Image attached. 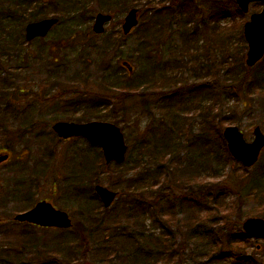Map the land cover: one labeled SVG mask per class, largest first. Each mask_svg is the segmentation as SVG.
Segmentation results:
<instances>
[{
  "label": "rangeland",
  "instance_id": "rangeland-1",
  "mask_svg": "<svg viewBox=\"0 0 264 264\" xmlns=\"http://www.w3.org/2000/svg\"><path fill=\"white\" fill-rule=\"evenodd\" d=\"M35 1L26 6L19 0H8V3L0 0V96L2 91L14 95L8 108L0 103V152L7 150L10 153L9 160L0 165V220L6 221L0 222L3 223L0 225V264H20L29 259L28 252L35 256L33 247L25 239L26 235L22 234L24 231L34 233L41 240L37 246L46 248L49 259L57 257L61 264H130L132 255L129 249L138 245L146 248L150 243L149 236L158 232L159 209L162 216L163 211L174 212L172 224L176 222V225L172 231H177L176 242L187 247V257L182 264H206L211 257L215 261L213 264H264V239L245 237L241 228L246 218L264 219L261 214L264 213V197L250 200L256 190L249 191L248 198L243 192L250 184V177L256 174L254 168L243 169L232 160L221 172L216 157L213 160L208 158L205 134L209 129L203 122L208 114L207 108L210 116L214 112L224 118L236 119V126L247 142L252 141L255 126L264 133V78L252 81L236 94L227 93L213 100L204 96L198 87V72L184 73L186 80L180 83L182 88L176 92L173 88L164 87L167 85L165 79L176 74L168 64L182 41L173 24L149 19L147 12H140L138 26L127 36H121L120 21L126 10L134 4L133 7L144 11L149 3L154 6L159 0H128L133 4L126 10L117 8L101 35L91 32L93 18L100 12L99 0H70L75 8L85 11L83 19L71 13L69 6L61 2L42 0L38 4ZM191 1L199 8L204 3V0ZM128 3H125L126 6ZM255 5L256 10L254 5L250 6L248 13L243 15L244 19L260 10L261 5ZM207 6L209 10H203L206 16L211 13L210 1ZM53 10L57 15L49 14L48 17H58V25L45 38L26 43V23L34 20L36 11L51 13ZM215 19L213 16L205 18L202 28L206 32L211 31ZM229 20L230 16H226L219 22L224 24ZM145 41L148 43L146 59L153 70L152 80L136 78L145 68L146 60L140 55ZM206 44L210 47L218 45L210 32L206 42H198L194 50L200 53ZM119 60L130 63L133 74L129 77L133 76L132 79L138 81V91L126 98H122L112 85L115 82L112 69L109 73L103 70L104 64L116 68ZM104 76V82L108 80L110 86L103 82ZM213 90L217 95L215 87ZM104 94L110 95L105 100L117 102L118 108H102L100 115L94 114V118L91 103L87 105L85 101L89 97L98 99L94 96ZM169 106L176 111L172 117H169ZM174 118L180 121L178 131L185 130L181 137L196 144L201 153L200 148H205V156L197 151L191 153L188 147L166 153V161L172 159L173 163L167 173V192L173 197L161 202L162 193L158 185L153 182L147 184L150 175L157 171L156 158L159 159L160 152L153 138ZM102 119L115 123L123 133L128 150L127 160L121 167L98 164V154L84 140L59 139L51 129L56 121ZM180 142L186 144L182 139ZM215 150L220 152L218 143ZM45 163L49 164V172L43 167ZM260 163L264 164V149L256 166ZM88 166L94 171V177L98 176V182L112 191L116 188L107 180L118 179L115 201L109 209L97 214L93 210L89 214L80 209L82 204L85 205L90 184L72 177L79 169L80 172L88 170ZM196 175H204L207 184L202 186L195 182ZM84 180L89 181V177L86 175ZM165 182L167 180L163 178L162 183ZM253 183L258 190L264 187V182L254 180ZM210 189L211 192L206 194ZM190 190L193 191L192 199L185 196ZM218 191V195L225 199L215 203L213 196ZM240 191V209L235 212L232 207L237 203L235 198ZM22 193L28 194V199H22ZM181 194L183 201L179 199ZM30 197L33 202L46 200L68 213L72 228L34 229L9 222L8 219L11 220L14 214L29 204ZM99 226V232L110 226L113 234L125 230L142 236L135 235V242L123 252L112 247V251L117 253H110L109 257L108 253L99 258L96 255L92 257L94 250L103 252L106 247L98 239L89 241V261L85 263L77 253L70 260L60 257L57 248L63 250L66 244L57 246L59 239L63 242L65 237H72L76 228L90 234ZM105 237L109 240L108 234ZM68 252L73 253V250ZM106 258L108 261L104 262Z\"/></svg>",
  "mask_w": 264,
  "mask_h": 264
},
{
  "label": "trees",
  "instance_id": "trees-1",
  "mask_svg": "<svg viewBox=\"0 0 264 264\" xmlns=\"http://www.w3.org/2000/svg\"><path fill=\"white\" fill-rule=\"evenodd\" d=\"M13 1V0H11ZM57 2H61L64 5H68L70 8L71 13L76 14L78 18L83 19L84 12L82 8H75L71 3L70 0H55ZM131 1V0H130ZM208 1L211 4V13L207 16L203 13V10L208 9L207 6ZM8 3V0H5ZM21 4H27L26 6H30L32 4V0L29 2L28 0H19ZM42 0H36L35 3L40 4ZM128 0H99V11L104 13H110L112 16L115 15V11L117 8L119 10H126L129 6H131V2ZM128 3V6H126ZM134 5V4H133ZM133 5L131 7H133ZM147 10L139 9L140 12H147L149 19L154 20H165L168 24H173L174 31L180 34L181 37V44L178 50H174L172 59L169 61L168 66L171 67V70L176 71V74L173 76L167 77L165 80L167 81V85L164 87L173 88L180 91V83L185 79L184 73H196L198 72V87L202 90L204 96L207 98H213V100L218 99L220 95H226L227 93L236 94L237 91L246 89L252 81L263 79L264 78V59L258 63L255 67L248 69L243 64L244 59V51L245 45L241 33V27L243 23V17L237 12V7L235 6L233 0H204L202 2V8H199L194 2L191 0H159L156 5L152 6L150 3L148 4ZM41 9V8H40ZM39 10V9H38ZM37 16L33 17L36 19L38 17H46V15L52 14L57 15L56 11L50 12H41L36 11L35 13ZM227 15L230 16V20L224 24L219 22V19L226 17ZM208 16H213L216 18L214 20V25L212 26V30L209 31L214 36V40L218 44L215 47H210L206 44L205 47L201 49V52H196L194 50L196 44L203 40H207V36L209 32L205 31L203 26V21ZM201 23V25H200ZM90 24V23H89ZM89 27V25H88ZM149 32L147 33L148 36ZM148 43L145 41L143 46L140 48V55L141 57L146 60L145 68H143L138 74L136 78L143 80L144 78H150L152 80V71L151 66H149L147 59H146V48ZM177 53H179L177 55ZM149 56V55H148ZM109 69H112L114 73V83H112L113 87L117 89L122 95V98L129 97L135 90L138 91V81H135L136 78H130L125 70L117 65V67H112L108 64L103 65V70L108 73ZM119 74L120 76H117ZM104 76L102 78L104 82ZM135 82L133 83L132 80ZM107 86H110L108 80L105 81ZM213 87L216 88L217 95H214L215 92ZM2 91V95L0 96L1 104H10V101L14 100V95L10 93H4ZM5 94V95H4ZM95 98L98 99H86L85 104H90L93 106V116L94 114L100 115V110L105 108L107 110L109 107L118 108L117 102L110 103L104 99L106 95H95ZM112 110V109H111ZM208 113L205 118H203V122L206 124V128L209 129L208 132L205 134L206 148L209 150L208 158L213 160L216 157L217 164L221 172L224 171V167L226 164L232 162V159L228 155L225 147V142L221 136L222 127L226 124H238L236 119L232 117H221L218 114L211 112V116L209 115V110L205 109ZM169 117L176 114V111L169 106L168 109ZM172 119V118H171ZM170 119L169 125L165 128L159 130V133L156 137L153 138L154 142L156 143L157 147L159 148L160 152L158 153L159 159L156 158V166L157 171L150 175L149 180L147 181L148 185L152 182L158 185L159 191L164 195V198L161 195V202L170 200L173 196L167 192V184H168V169L172 166V159L166 161L167 155L166 153H171V150L183 149L182 147H188L191 153L198 152L203 157L205 156V148L201 147L202 153L197 149L196 144H192L190 140L181 137V134L185 133L183 128L182 131H178V127L180 124L179 119L174 118L173 120ZM191 119V118H190ZM190 119L188 122L190 123ZM187 125V122L185 123ZM188 134V132H186ZM180 139L184 141L186 144L182 145ZM220 146V152L215 150L216 144ZM164 150V153H163ZM100 154L97 156V160L100 164L101 159ZM96 160V164H97ZM256 166V165H255ZM253 167L255 171V175L250 177V184L244 192L246 198H248L249 191L256 190L252 193V196L249 197L250 200H256L258 198L264 197V187L261 190H258L257 185L253 183L254 180L259 182H264V164L260 163L259 166ZM43 167H47V163L44 164ZM119 167V166H115ZM94 171L92 172V168L89 167L88 170L80 172V169L77 170V174L72 175L74 180H82L86 177H89V181L92 180L97 183V177H94ZM222 174H219V177ZM167 180V182L162 183L163 178ZM218 177V178H219ZM195 182L199 183L202 186L207 184L206 177L204 175H196ZM117 190L118 189V179L116 181H109L107 180L108 184H111ZM157 182H161L157 184ZM163 184V185H162ZM211 186V185H210ZM157 192V191H155ZM203 192V191H202ZM211 189L206 194H209ZM220 191L213 197L215 203H220L225 197L218 195ZM242 191L239 192L237 197L235 198L237 203L234 204L233 210L235 212L239 211V204L242 196H239ZM204 194V193H203ZM189 199L193 197V191L190 190V193H186ZM86 202L85 205H81L80 209L83 211H87L91 214V210L96 214L104 211L102 204L98 200L97 196L93 191V187L88 188L86 192ZM179 199L181 201L184 200L183 194L180 195ZM28 205L23 207L21 211L29 209L33 202L28 201ZM161 209L158 210V214H160V219L158 220L159 228L155 224V227L158 228V232L153 235L149 236V244L147 247L137 246L135 248L129 249L131 252L132 258L130 260V264H182L184 257H187L186 253V246L183 243L176 242V232H173L172 229L175 228L176 222L174 224L173 221L175 220L174 212L172 210L163 211V215H161ZM88 214V217L91 216ZM264 216V213H261ZM86 215V214H85ZM87 217V215H86ZM116 223L119 224V221ZM27 228H32V226L24 225ZM110 226H106L103 229V232L97 231L98 228H95L93 232L90 234L86 232L84 234V230L82 228H76L72 237H65L63 242L61 239L57 242V246L61 243H64L63 250H59L57 248L58 254L63 260H70L72 259V255L78 254L81 261H89L88 258V251H89V241L93 239H98L103 245H105V249L103 252L100 251H93V256H98V258L105 254H115L117 252L112 251V247L123 252V250H127L133 242H135L136 238L135 235L142 236V234L131 233L125 230L119 231L118 233L113 234L109 230ZM112 229V228H111ZM26 235L25 239H27L29 246H32L34 254H29V259H26L24 262L20 264H61L60 261H57V257H52L50 260L46 254V248L37 246V243H40V239L35 236L34 233L31 231H24L22 233ZM109 236V240H106L105 236ZM244 235V234H243ZM245 236V235H244ZM112 241V242H111ZM115 246V247H114ZM68 248V249H66ZM68 250H73V253L68 252ZM30 251V250H29ZM100 260V259H99ZM108 261V258L104 259V262ZM26 262V263H25ZM212 257L210 258L209 262L206 264H213ZM71 264V263H69Z\"/></svg>",
  "mask_w": 264,
  "mask_h": 264
},
{
  "label": "water",
  "instance_id": "water-1",
  "mask_svg": "<svg viewBox=\"0 0 264 264\" xmlns=\"http://www.w3.org/2000/svg\"><path fill=\"white\" fill-rule=\"evenodd\" d=\"M261 2L262 11L250 16V21L243 27L244 38L248 44L245 64L253 66L260 60L264 53V0H235L243 13L247 12L250 2ZM110 20L108 15H97L93 25V31L97 34L103 32L104 23ZM57 22V19H44L38 22L29 23L25 27V39L30 41L35 37H44L50 28ZM136 10L128 12L122 25L124 34H127L136 25ZM126 65V64H124ZM130 70V68H128ZM53 130L63 138L71 136H81L86 138L92 146L102 149L106 163L114 161L121 163L124 160L126 146L120 130L113 124L104 122H90L86 124H73L59 122L53 126ZM222 135L226 141L230 155L240 161L244 167L252 166L264 146V135L258 127L254 128V139L251 143H246L242 134L236 127H226ZM7 155L0 156V163L6 160ZM95 190L105 207L109 206L114 199V193L107 189L96 186ZM15 221L27 222L41 227L68 228L71 224L65 212L55 210L45 201L37 203L32 209L17 214ZM243 231L256 237H264V220L260 218H248L242 224Z\"/></svg>",
  "mask_w": 264,
  "mask_h": 264
}]
</instances>
